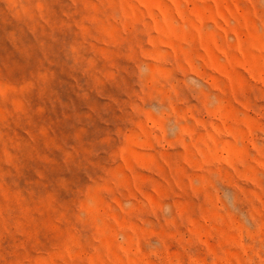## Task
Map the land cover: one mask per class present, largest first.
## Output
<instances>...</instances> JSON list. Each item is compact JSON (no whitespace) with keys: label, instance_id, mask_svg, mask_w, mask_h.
I'll return each mask as SVG.
<instances>
[{"label":"rangeland","instance_id":"1","mask_svg":"<svg viewBox=\"0 0 264 264\" xmlns=\"http://www.w3.org/2000/svg\"><path fill=\"white\" fill-rule=\"evenodd\" d=\"M0 264H264V0H0Z\"/></svg>","mask_w":264,"mask_h":264}]
</instances>
